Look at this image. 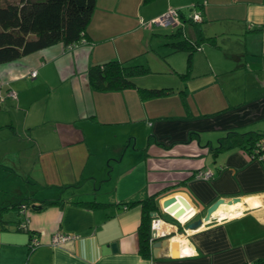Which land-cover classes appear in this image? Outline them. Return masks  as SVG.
I'll list each match as a JSON object with an SVG mask.
<instances>
[{"label": "crops", "instance_id": "obj_1", "mask_svg": "<svg viewBox=\"0 0 264 264\" xmlns=\"http://www.w3.org/2000/svg\"><path fill=\"white\" fill-rule=\"evenodd\" d=\"M171 6L180 24H146ZM87 38L0 64V264H264V161L248 151L264 135V0H97ZM111 59L149 72L94 88L90 65ZM179 195L185 224L160 214ZM149 197L170 243L145 256ZM57 231L76 236L54 245Z\"/></svg>", "mask_w": 264, "mask_h": 264}, {"label": "trees", "instance_id": "obj_2", "mask_svg": "<svg viewBox=\"0 0 264 264\" xmlns=\"http://www.w3.org/2000/svg\"><path fill=\"white\" fill-rule=\"evenodd\" d=\"M96 3L97 0H0V64L55 42L62 41L66 46H70L83 42V38L87 40V27ZM191 19L197 21L192 15ZM191 43L182 40L176 43V47L191 48L192 53L196 43ZM191 60L190 55L189 65ZM147 72L149 67L144 64L111 59L90 65L88 76L90 84L96 89L119 90L137 86L135 76ZM142 91L146 95H161L166 93L168 88H142ZM255 137L256 145L264 135ZM254 147L248 151L251 153ZM55 202L57 201L50 200L48 203ZM142 203L143 215L139 226L140 252L150 256L153 254L152 219L160 205L154 197L142 200ZM3 207L6 206L0 205V209Z\"/></svg>", "mask_w": 264, "mask_h": 264}, {"label": "built area", "instance_id": "obj_3", "mask_svg": "<svg viewBox=\"0 0 264 264\" xmlns=\"http://www.w3.org/2000/svg\"><path fill=\"white\" fill-rule=\"evenodd\" d=\"M181 11L179 10V8L177 7H169L167 8V10H165L164 12H162L160 15L151 18L150 20H148L146 22V24L150 27L158 25V26H175L178 25L182 22V17H181ZM192 17L194 20H202V14L200 11H196L192 14ZM83 42H86V38L82 39ZM74 45H77L76 43L74 44H70V47H73ZM37 74V70H33L31 72L32 76H35ZM7 95L11 96L12 98H17V92L14 89H9L7 91ZM250 157L252 158H258L259 160L264 161V137H262L261 139H259L253 149V151L250 153ZM213 174L212 170L210 169H206V170H201L197 173L198 177H202V178H209L211 177ZM21 205V211L23 213H25L27 215V220H26V224L27 222H29V214H28V206L25 203L20 204ZM180 206H183L182 203L180 204ZM167 210L166 206H163V211ZM170 214H173V212H171ZM193 215H195L194 211H190V209H187L186 212L182 215L183 217L179 216L178 217V221L182 222V224H185L187 221L191 220ZM23 226H25V224H22ZM162 226V219L159 216H153L152 219V236L151 239H157L161 236L164 235H170V233H167V231H161L160 232V227ZM170 232V231H169ZM76 236V234H71V233H65V232H60L57 231L55 233H53L52 238H51V242L54 245H57L61 242L67 241L70 238H74ZM41 240L38 237H34L31 240L30 246L31 248H36L38 245H40Z\"/></svg>", "mask_w": 264, "mask_h": 264}, {"label": "water", "instance_id": "obj_4", "mask_svg": "<svg viewBox=\"0 0 264 264\" xmlns=\"http://www.w3.org/2000/svg\"><path fill=\"white\" fill-rule=\"evenodd\" d=\"M237 199V198H236ZM222 199L217 200L213 205H211L208 209L207 215L204 217V220H209L211 218V214L213 211L219 206V204L222 202ZM183 204V206H180V204ZM163 206L167 207V210L164 212L169 214L171 217L178 219L180 214H184L187 209H191V205L188 202V200L182 196H171L169 198H166L163 201ZM173 212V214H170ZM181 215V216H182ZM203 218H198L196 220H193L187 224V227H197L199 226L203 221ZM170 240L168 238H157L153 242V252L155 255L158 254L159 249H161L163 246H168ZM114 249H117V243L113 242Z\"/></svg>", "mask_w": 264, "mask_h": 264}, {"label": "rangeland", "instance_id": "obj_5", "mask_svg": "<svg viewBox=\"0 0 264 264\" xmlns=\"http://www.w3.org/2000/svg\"><path fill=\"white\" fill-rule=\"evenodd\" d=\"M4 1H6V0H4ZM160 214H161L162 217H164V218L167 219V220H170V221H176V219H174L173 217H171V216H170L169 214H167V213L161 212Z\"/></svg>", "mask_w": 264, "mask_h": 264}, {"label": "bare ground", "instance_id": "obj_6", "mask_svg": "<svg viewBox=\"0 0 264 264\" xmlns=\"http://www.w3.org/2000/svg\"><path fill=\"white\" fill-rule=\"evenodd\" d=\"M162 230V229H161ZM178 244V241H176V245ZM180 248H178V250H179Z\"/></svg>", "mask_w": 264, "mask_h": 264}, {"label": "flooded vegetation", "instance_id": "obj_7", "mask_svg": "<svg viewBox=\"0 0 264 264\" xmlns=\"http://www.w3.org/2000/svg\"><path fill=\"white\" fill-rule=\"evenodd\" d=\"M192 220V219H191Z\"/></svg>", "mask_w": 264, "mask_h": 264}]
</instances>
